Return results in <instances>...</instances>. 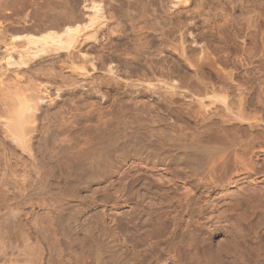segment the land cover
Here are the masks:
<instances>
[{
    "label": "rangeland",
    "instance_id": "1",
    "mask_svg": "<svg viewBox=\"0 0 264 264\" xmlns=\"http://www.w3.org/2000/svg\"><path fill=\"white\" fill-rule=\"evenodd\" d=\"M14 1L0 0V29L5 26V30L12 31V27H20L19 21L26 18L36 22L47 11L49 16L50 12L56 15L62 10L58 6H63L58 5L62 0H47V6H42V0ZM119 50L124 51V48ZM119 52L110 53L117 57L126 54V51ZM164 55L154 59L159 60ZM43 64L46 65L41 61L21 71L36 72ZM255 64L257 67L253 72L261 77L258 72L263 73L264 67L259 70V62ZM211 68L207 70L222 72H219L221 67ZM189 70L185 71V77L183 75L188 77L187 81L183 79L191 88L197 81ZM12 73L15 75V70ZM212 81L216 83V80ZM212 81H208L207 88H211ZM255 82L250 79L245 85L252 92L247 96L245 112L249 117L259 119L261 129L251 133L246 124L238 123L228 131L233 138L242 136L244 153H256L254 160L261 161V167L248 175H237L233 172L235 165L231 164L230 170L218 172L219 188L209 181L206 184L207 153L194 163V168L199 167L195 168L197 177L191 178L183 170L182 162L171 163L168 167L156 164L153 147L165 141L172 144L183 134L191 136L202 130L200 125L220 127V116L223 115L220 103L213 105L218 115L200 125L196 118H191L195 114L190 112L196 105L183 95L160 100L142 96L127 98L115 92L107 103L94 99L95 106L84 107L89 103L84 97L74 100L75 103L68 96L57 106V103L43 105L41 125L27 127V136H30L27 146L31 144L27 151L31 153L26 151L23 156L26 190L23 212L19 213L16 211L13 156L16 151L13 148L9 156L14 159L9 158L12 172L8 174L12 209L8 227L11 243L8 264H249L251 260L256 261L255 264H264V144H261L264 141V96L260 95L264 84ZM217 84L218 87L212 88L215 91L218 88L219 92L224 85L219 84L222 86L219 87ZM189 101V105L193 104L191 108ZM229 101L237 107L235 98L231 96ZM62 120L73 121L74 125L64 127ZM188 140L183 143L190 144ZM199 146L210 145L202 140ZM229 177L240 179V182L230 183ZM146 183L151 184L149 190L152 193L147 190ZM168 195L175 199L171 201ZM193 208L194 214L190 210ZM18 219L24 225L23 236L18 234L15 226Z\"/></svg>",
    "mask_w": 264,
    "mask_h": 264
},
{
    "label": "bare ground",
    "instance_id": "2",
    "mask_svg": "<svg viewBox=\"0 0 264 264\" xmlns=\"http://www.w3.org/2000/svg\"><path fill=\"white\" fill-rule=\"evenodd\" d=\"M45 1L47 0L40 1L43 2L42 6H47ZM60 4H63L58 6L62 10L56 15L50 12L49 16L47 11L36 22L34 18L33 21L26 18L17 23L20 27H12V31L5 30V26L0 29V264H8V252L10 254L11 251L8 231L11 209L8 189L10 159L15 157L13 169L17 192L14 194L16 211L19 213L22 211L23 193L26 190L23 183V156L31 145L27 146L30 139L27 127L40 126L43 105L57 103V106L65 96L75 103L76 99L84 97L89 103L86 106L83 103V106L87 107L95 106L94 99L107 103L109 96L115 92L127 98L142 96L170 100L175 95H183L198 107L194 106L197 110L194 111L193 108L189 112L195 114L191 118H196L198 121H194L199 125L218 115L214 106L220 103L222 108H219L223 111L220 127L200 125L201 131L191 136L183 134L180 138L177 135L178 138L172 144H166L165 141L158 146L154 143L153 161L156 164L162 163L164 167L182 162L185 173L194 178L197 177L196 167H199L196 166L195 169L194 163L205 157L202 154L207 153L206 184L209 181L208 183L212 182L218 188V172L226 171L227 168L230 170L231 164L235 165L233 172L237 175L258 171V166L261 165V161L257 163L254 160L256 153H244L245 140L242 136L239 139L233 138L228 130L238 123L246 124L251 133L261 129L259 119L249 117L245 112L248 108L247 96L252 94L245 85L250 79L264 84V72H258L261 77L253 72L257 67L256 62H259V70L264 67V0H62L58 5ZM121 48L126 51L125 56L119 54L117 57L110 53L115 54ZM162 53L165 54L163 58L154 59ZM41 61L46 65L43 64L36 72L21 71ZM211 66L221 67L219 72H222L208 71ZM187 69H190L189 72L192 70V78L196 79L198 89L196 85V88L186 85L188 77L184 78V74ZM12 70H15V75ZM209 80H216L215 84L214 81L211 82L215 88L218 87V82L224 88L217 84L223 88L217 92L218 88L215 91L210 82L211 88H207ZM260 95L264 96L263 89L260 90ZM231 96L236 99L237 107L229 101ZM189 104L190 101L188 106L191 108L193 104ZM62 125L72 126L74 122L63 121ZM262 129L264 132V128ZM184 136L186 140L191 137L188 140L189 143L191 141L190 144L183 143L186 141H183ZM202 140L208 141L210 146H199ZM12 148L16 152L10 158ZM228 181H233L234 184L240 182V179L229 177ZM146 184L147 190L151 189V184ZM168 197L166 198L169 199ZM190 210L195 213L194 208ZM19 219L15 226L18 234L23 236L24 225ZM255 262L251 260L249 264Z\"/></svg>",
    "mask_w": 264,
    "mask_h": 264
}]
</instances>
